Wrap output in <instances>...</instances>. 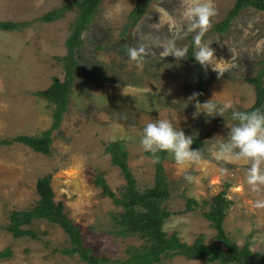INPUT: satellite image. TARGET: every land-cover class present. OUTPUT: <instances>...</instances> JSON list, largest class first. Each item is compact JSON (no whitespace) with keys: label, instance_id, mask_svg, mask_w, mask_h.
Masks as SVG:
<instances>
[{"label":"rangeland","instance_id":"1","mask_svg":"<svg viewBox=\"0 0 264 264\" xmlns=\"http://www.w3.org/2000/svg\"><path fill=\"white\" fill-rule=\"evenodd\" d=\"M72 1L0 0V21L34 20L19 29H0V138L20 133L36 135L50 126L51 105L34 92L47 88L53 76L64 78V42L76 9L73 6L52 22L37 18ZM135 2L101 0L96 15L83 31V44L75 55L69 110L52 132L51 152L45 155L17 142L0 147V250L11 251L10 257L0 259V264H87L77 253L53 252V247L68 244L58 225L34 220L28 227L37 232L36 239L13 237L4 229L11 211L35 204L38 198L35 182L47 173L52 175L55 200L69 209L71 218L80 227L85 248L96 256L122 259L132 246L140 247L144 240L139 234L117 233L119 227L114 217H118L121 208L103 196L93 180L100 171L117 195L123 192L125 180L119 168L111 164L103 145V141L121 140L137 189L152 187L153 158L143 151L140 137L143 127L157 119H168L177 129L199 140L193 148L203 149L207 159V163L181 166L170 154L164 157L170 192L163 202L169 212L162 227L166 235L176 232L180 241L189 244L199 235L206 244L219 243L215 230L203 216L209 207L203 200L224 190L228 202L223 220L226 235L233 244L247 243L252 252L264 256V209L253 206L256 199L264 198V190L260 193L250 190L246 183L247 164H223L209 155L210 147L221 137H227L226 124L234 123L230 112L224 117L201 113L194 118L195 104L187 103L193 92H199L203 93L199 97L201 103L215 94L217 103L231 102L236 110L252 105L254 86L244 77L254 76L262 69L264 85V11L245 8L226 32L215 33L212 27L226 16L234 0H214L218 15L203 41L215 50L218 66L224 71L220 77L211 67L206 71L195 59L177 61L158 55L171 35L169 16L179 26L180 0L149 1L132 27L128 16ZM161 15H164L162 22ZM177 43L188 48L193 45V34ZM140 44L157 54H149L141 62L131 61L127 48ZM221 168H227L228 172H221ZM186 175L197 177L198 183H188ZM187 198L197 201L189 211L185 209ZM176 218L183 221L177 223ZM155 264L227 263L174 256Z\"/></svg>","mask_w":264,"mask_h":264},{"label":"trees","instance_id":"2","mask_svg":"<svg viewBox=\"0 0 264 264\" xmlns=\"http://www.w3.org/2000/svg\"><path fill=\"white\" fill-rule=\"evenodd\" d=\"M101 0H73L71 3L60 7L52 8L41 14L37 19L43 22H52L64 15L73 6L76 15L70 24V33L65 40L66 54L62 57L65 65V75L63 79L53 76L50 85L35 91L34 94L48 101L51 105V124L41 133L29 135L20 133L12 137L0 138V147L12 143H21L36 152L49 154L51 152L52 132L56 130L64 115L69 110L68 95L74 82V66L77 48L83 44L82 33L88 28V24L97 13ZM149 1L136 0L133 8L129 12L130 26H134L144 13ZM252 7L256 10L264 11V0H234L233 5L228 10L226 16L216 23L212 30L215 33H224L231 26L236 16L245 8ZM34 21V20H33ZM31 20L22 22L0 21V29L14 30L33 24ZM193 45L188 47L187 57L194 59ZM262 69L254 76L244 77L245 81L253 84L255 100L251 106L240 111H253L257 108L264 110V85L262 83ZM199 91H202V78L199 79ZM195 143L199 140L194 139ZM104 151L109 154L112 165L119 168L124 180V190L117 195L108 185L101 172L96 174L93 183L101 189L103 196H108L116 206L121 208L118 217H114L115 225L119 227L117 233L126 236L128 233H137L143 238L140 247L132 246L127 250L128 255L124 258L110 259L107 256H96L89 248H85L82 243V235L79 225L71 218L69 209L62 201H56L54 191L51 186V173L39 176L35 182V191L38 198L30 208L13 210L9 213V222L4 229L13 237L38 238L37 232L28 227L34 220H45L50 224L58 225L67 238V246L61 248L53 247V252L57 251L64 255L77 253L82 261L87 264H155L165 257L183 256L188 259H197L209 263H236V264H264V256L258 252H252L249 245L242 246L233 244L223 229V220L227 200L224 190L212 196L203 203L208 204V210L203 216L209 221L215 230V239L219 242L206 244L203 236L199 235L192 243L180 241L176 232L166 235L162 229L168 210L163 206V202L169 197V185L164 171L163 160L167 153H160L159 162L153 159L154 163V185L143 191L136 187V179L128 164V152L121 140L103 141ZM151 157L150 153L145 152ZM197 201L194 198L186 199V210H191ZM221 244L226 247L223 248ZM9 248L0 250V259L10 257Z\"/></svg>","mask_w":264,"mask_h":264},{"label":"clouds","instance_id":"3","mask_svg":"<svg viewBox=\"0 0 264 264\" xmlns=\"http://www.w3.org/2000/svg\"><path fill=\"white\" fill-rule=\"evenodd\" d=\"M180 6L179 26L175 19L169 16L171 35L162 44L158 55L164 58L173 57L177 61L187 59V46H178L177 42L188 34H193L195 51L192 56L195 61L206 71L211 67L218 76H223L224 71L218 66L215 50L210 47L211 44L203 41L205 33L212 26L213 19L218 15L214 0H180ZM163 20L164 15H161L160 22ZM149 54L157 53L144 44L127 48V55L134 62L143 61ZM201 95L203 93L193 92L187 98V103L195 104L194 118L201 113L208 117H224L226 112H230L231 120L234 122L231 125L226 124L229 129L227 137H221L210 147V157L223 164L241 162L247 164L246 183L253 193H260L264 190V110L260 108L253 111L236 110L231 102L217 103L215 94L201 103L199 101ZM140 144L143 151L150 153L157 162L160 160V153H168L177 165L207 163L204 150L193 148V136L186 135L181 128L177 129L168 119L148 122L143 127ZM220 171L227 173L228 169L221 168ZM185 180L188 183H198V178L193 175H186ZM253 206L256 209H264V198L256 199ZM182 221L183 218H176L177 223Z\"/></svg>","mask_w":264,"mask_h":264}]
</instances>
